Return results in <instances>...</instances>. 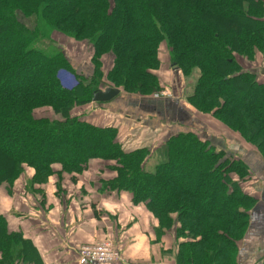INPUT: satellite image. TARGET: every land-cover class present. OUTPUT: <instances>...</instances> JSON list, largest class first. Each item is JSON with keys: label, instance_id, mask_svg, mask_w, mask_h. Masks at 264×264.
Masks as SVG:
<instances>
[{"label": "trees", "instance_id": "16d2710c", "mask_svg": "<svg viewBox=\"0 0 264 264\" xmlns=\"http://www.w3.org/2000/svg\"><path fill=\"white\" fill-rule=\"evenodd\" d=\"M55 31L91 44L93 74L74 67L51 40ZM163 44L189 84L186 101L264 155V83L239 62L264 54V0H0V186L29 170L35 184L54 165L78 174L101 160L115 174L111 191L128 192L168 229L180 223L190 241L179 264H235L255 202L242 188L249 170L240 159L187 131L156 149L159 163L148 171L150 149L126 152L120 129L72 114L102 84L159 94L153 71ZM104 57L112 58L106 72ZM42 108L59 119L36 117ZM21 238L0 215V264L34 259L27 245L14 256Z\"/></svg>", "mask_w": 264, "mask_h": 264}, {"label": "crops", "instance_id": "0c3cea01", "mask_svg": "<svg viewBox=\"0 0 264 264\" xmlns=\"http://www.w3.org/2000/svg\"><path fill=\"white\" fill-rule=\"evenodd\" d=\"M261 73L260 81L264 83ZM162 102L164 112L156 109ZM162 102L157 100L143 106L132 99L124 106L126 118L113 126L112 118L104 115L98 119L99 127L122 123L131 127L127 149L130 152L137 150L133 149L132 141L134 132L142 133L141 129L152 133L148 143L158 147L176 133L195 130L216 151L240 159L249 170L242 188L255 202L248 212L249 221L235 264H264V155L240 135L214 121L215 118L198 113L182 98ZM100 105V111L108 110ZM86 106L94 108L93 103ZM178 108L185 110V114L176 120L174 111ZM186 112L191 113L188 115L192 120L189 121ZM162 116L167 119L162 120ZM169 118L173 125L167 122ZM96 121L88 123L98 126L94 124ZM34 174V170L27 171L11 188L5 183L0 186V215L6 218L8 233L22 236L14 247V256L27 245L34 256L29 264H78L81 246L109 241L122 254V260L112 264H179L181 244L190 241L178 231L180 223L168 229L146 205L134 204L128 192L111 191L108 185L115 174L103 161H91L78 174L66 173L60 165H54L48 179L35 184ZM21 259L13 264H23Z\"/></svg>", "mask_w": 264, "mask_h": 264}, {"label": "rangeland", "instance_id": "374dc122", "mask_svg": "<svg viewBox=\"0 0 264 264\" xmlns=\"http://www.w3.org/2000/svg\"><path fill=\"white\" fill-rule=\"evenodd\" d=\"M26 22L29 26L34 25L33 21H26ZM51 40L53 42H55V44L65 54L67 59H69L70 62L74 65V67L78 69V71L84 72L87 75L93 74L94 66L96 64L94 62H92L93 47L91 46V44L87 40L75 39L73 37L66 35L65 33L61 32V31L53 32L51 35ZM111 60H112V58L108 59V58L104 57L103 61L105 64H104V67L102 68L103 71L106 72L107 69L110 68ZM159 60H160L159 69L153 71V73L155 75H157V77L159 79V88L162 89L159 94H156L154 92L153 93H146V94H135L134 92L124 91L123 89H119L121 92H120L119 96L116 97V99H114L113 101H111L107 104H101L104 107L108 108V110H106V112H102L99 110L100 108L98 106V103H93L94 108H92V107L88 108V106L75 107L74 110L72 111L73 116L80 117L83 121H86V122H88V121L92 122L95 119H97V121L95 123L94 122L93 123L99 126L100 122L98 119L100 117H104V115H106V117H109L110 119L112 118L111 124L114 126V125L118 124L121 121V119L126 118L127 113H126V107H124V106H126L132 99L137 100L143 106L144 105H150L153 102L155 103L157 100L159 102H162V101H165V100H168L171 98L177 99L179 97L182 98L184 101H186L185 98L188 95L189 90H190L187 86L189 84H187L186 80L184 79V77L180 73H178L175 69L172 68L171 62H170L169 48L166 46V44H163L159 50ZM239 62L241 64L242 70L244 72L255 73L257 75V78L260 80V77L262 74L261 72H263V70H264V54H258L254 60H249L248 58L241 57ZM169 76H170V78H168ZM106 88L107 87L102 84V85H100L99 89L105 90ZM163 103L164 102H162L161 105H159V104L156 105L157 106L156 109L158 111L164 112L166 110V107L164 106ZM189 105L192 106L191 104H189ZM176 107H178V106H176ZM192 108H194L198 113L202 114L204 117H207V118L212 117V115H210V114H204V113L199 112L193 106H192ZM103 111H105V110H103ZM174 112H175L176 120L179 118H182L185 114V110H181V109L175 110ZM188 113L186 112L187 116H189ZM189 114H191V113H189ZM168 115H170L169 111H168ZM192 115H194V114H192ZM35 116L36 117H47V118H50L52 120L59 119L58 116L54 115L53 110L51 108L38 109L35 112ZM163 116H162V120H166L167 118L165 119V117H163ZM189 117H190L189 121L192 120L191 116H189ZM128 119H130V118H128ZM214 121L218 122L220 125L227 128V130H230L231 132H235L232 129H230L228 126L224 125L220 121V119L215 118ZM167 122L169 123V125H173L172 119L169 118V120ZM116 127L118 129H120L119 132L122 134V144H123L124 150L126 152H130L127 149H128V144L130 141V135L132 134V132H131L132 128L128 127V126H124L123 123H122V125L119 124ZM142 130H143L142 133L141 132H138V133L134 132V137H133V141H132L133 146L132 147H133V149H136V148L137 149L138 148L150 149L153 156L148 161L146 168L148 171L154 170L153 168L159 163L158 154L160 152L156 150L158 148V145L152 146L151 143H148L149 139L152 137V133L145 132V129H141V131ZM235 133L241 136V134H239L238 132H235Z\"/></svg>", "mask_w": 264, "mask_h": 264}, {"label": "built area", "instance_id": "2783aa9c", "mask_svg": "<svg viewBox=\"0 0 264 264\" xmlns=\"http://www.w3.org/2000/svg\"><path fill=\"white\" fill-rule=\"evenodd\" d=\"M122 260V254L109 241L83 245L78 249V264H112Z\"/></svg>", "mask_w": 264, "mask_h": 264}, {"label": "water", "instance_id": "95a60500", "mask_svg": "<svg viewBox=\"0 0 264 264\" xmlns=\"http://www.w3.org/2000/svg\"><path fill=\"white\" fill-rule=\"evenodd\" d=\"M264 73V70H263ZM120 90L117 88H106L105 90H98L93 94V103H109L119 96Z\"/></svg>", "mask_w": 264, "mask_h": 264}]
</instances>
